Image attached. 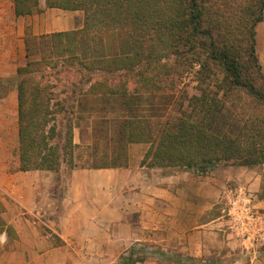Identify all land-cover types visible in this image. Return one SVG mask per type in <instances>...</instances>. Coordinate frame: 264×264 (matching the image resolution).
Returning a JSON list of instances; mask_svg holds the SVG:
<instances>
[{"label": "trees", "instance_id": "obj_1", "mask_svg": "<svg viewBox=\"0 0 264 264\" xmlns=\"http://www.w3.org/2000/svg\"><path fill=\"white\" fill-rule=\"evenodd\" d=\"M12 3L16 17L41 14L45 8L84 15L81 29L25 36L26 62L16 70L18 171L57 172L62 163L74 167L71 121L58 128L57 112L50 108L53 94L38 76L50 65L33 58L34 49L47 41L86 71L128 76L137 70L134 82H142V89L133 87L132 95L125 83L100 79L89 81L87 94L116 98L124 115L117 142L149 145L140 166L203 175L217 164L264 165V75L256 53L264 0H44V7L40 0ZM99 33L114 37L121 51H113L112 45L111 57L98 52L96 42L92 44ZM195 66L196 86L181 90L178 79ZM144 92L156 99L162 96V116L152 110L150 116H138L137 101ZM128 165L126 151L122 155L112 151L110 161L91 168ZM259 197L264 198L263 191ZM134 249L120 255L119 264H138L146 256L165 264H202L162 251L138 257Z\"/></svg>", "mask_w": 264, "mask_h": 264}, {"label": "crops", "instance_id": "obj_2", "mask_svg": "<svg viewBox=\"0 0 264 264\" xmlns=\"http://www.w3.org/2000/svg\"><path fill=\"white\" fill-rule=\"evenodd\" d=\"M41 3L44 7V0ZM77 14L45 8L41 15L62 19L48 29L58 25L60 32H69L77 30ZM28 17H16L12 0H0V89L7 88L0 91V240L5 241L0 264H112L116 255L144 239L147 230L159 227V221L174 235V249L164 247L166 252L197 257L213 248L209 246L213 237L242 247L244 243L227 232V221L215 207L236 187L245 186L264 214V198L259 197L264 165L217 164L203 175L196 170L149 168L139 165L148 149L144 144L136 162L127 156V167L96 169L73 163L68 168L62 163L58 173L18 171L17 90L8 82L17 77L22 20ZM73 144L76 148L81 143L73 137ZM150 217H156L152 219L157 224H151Z\"/></svg>", "mask_w": 264, "mask_h": 264}, {"label": "rangeland", "instance_id": "obj_3", "mask_svg": "<svg viewBox=\"0 0 264 264\" xmlns=\"http://www.w3.org/2000/svg\"><path fill=\"white\" fill-rule=\"evenodd\" d=\"M42 1L43 0H40V3ZM41 14L32 15L31 17L22 20L24 25L23 40L25 39L26 35L40 36L60 32L62 30V27L58 25H55L51 29L47 28L48 25L62 22V19H58V17H44ZM77 15L79 16L74 18L76 21L75 28L80 29L84 23V15L82 12H79ZM95 38L97 39L94 41L92 46H94L96 42L95 49L105 56L111 57L113 51H121L119 42L109 34L99 33L96 34ZM112 45L114 46L113 51L111 48ZM22 47L23 50L20 66H23L26 62L24 42ZM34 50L37 52V54L33 57L34 59H44L48 61V65H50L48 68H46V70L39 72L40 74H38V76L43 77V84L48 85L49 90L53 94V99L50 101V108L53 110V112H57L55 114L54 122L56 125H58V128L64 129L66 121L69 119L73 127V137L76 141L80 140L81 144L73 150L75 165L77 167H88L97 165L104 161H110V155L112 151L113 153L119 152L121 155L127 151V156L131 154L135 158H132L130 155L131 160L136 162L142 147L146 148L147 144H132L129 146H124L122 142H117V128L124 115H122L121 110L118 109L119 103L117 102L116 98L110 96L105 98L92 97L87 94V91L90 86L89 81L93 83L95 80L99 81L100 79L102 82L107 80L114 85L123 82L128 87L129 94L132 95L133 87L136 86L139 90L142 89V82L139 84L134 82L136 81L134 75L137 70H135L133 73H129L128 76L124 72H119V74H108L99 70L94 72L86 71L79 64L78 60H76L73 65L69 62L71 59L69 53L63 55L58 54L56 49L52 47V44L49 41L44 44H40ZM256 53L261 65L262 73L264 75V17L262 23L256 27ZM80 57L81 55L79 58ZM165 62L166 61H163L162 56V63L164 64ZM198 68V66H195L193 71H187L180 80L178 79V84L180 82L178 87L181 90H187L189 87L196 86L195 71ZM17 81L18 78L15 76V78L9 80L8 83L9 85H14L17 84ZM6 89L7 88H1L0 91L4 92ZM139 95L141 98H139L137 101V109L139 111L138 116H150L151 112H149V110H152L153 113L162 116V103L164 102V100H162V96L161 99H156L149 93L145 92L142 94L140 93ZM52 123L53 122H51V124ZM105 157L107 158L103 160L102 158ZM64 166L69 168L68 164L66 163H64ZM13 167V164L10 165V168ZM59 170L55 173H58ZM225 204L226 200L220 206L215 207L216 210L219 209V211H217V215H222L224 220H226L223 215V209L226 207ZM155 210L157 211L158 209ZM159 212L162 213V210ZM214 216H216V214H214ZM152 218L157 220L156 217H150L151 224H157V221L155 223ZM162 226V222L160 223L159 221V227L156 229L151 228L147 230L144 239H142L140 242H133L126 251H128L131 247H134V250L138 253V257L145 255L142 254L143 252L146 253L155 251H162L168 255L180 254L195 258L202 264H264V240L253 245L242 243L243 245L240 247L236 244H230L227 246L226 244H222L217 241L216 237H213L211 244H209V246H212L213 248L197 257L189 252L181 253L176 251H163L162 249L164 247L173 250L175 240L174 235L171 233L173 231L169 229L164 230V227L162 228ZM226 228L227 232H230L227 224ZM206 230L208 231V229ZM189 232L190 225L187 227V234ZM123 233L126 235V231L124 229ZM1 235L2 234H0V236ZM236 240L238 241V239ZM188 245L189 243L186 242V247ZM4 248L5 241L3 238L0 240V250L2 251ZM126 251L116 255V257L113 258L112 264H119L118 259L120 255ZM138 264L165 263L157 260L155 257L146 256L145 260Z\"/></svg>", "mask_w": 264, "mask_h": 264}, {"label": "built area", "instance_id": "obj_4", "mask_svg": "<svg viewBox=\"0 0 264 264\" xmlns=\"http://www.w3.org/2000/svg\"><path fill=\"white\" fill-rule=\"evenodd\" d=\"M225 205L223 215L236 239L252 245L264 240V214L256 208L254 195L247 187L232 190Z\"/></svg>", "mask_w": 264, "mask_h": 264}]
</instances>
